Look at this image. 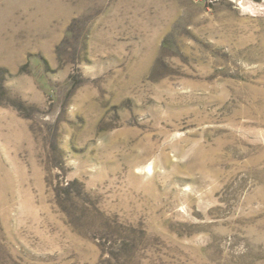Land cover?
I'll return each mask as SVG.
<instances>
[{
  "label": "rangeland",
  "instance_id": "1",
  "mask_svg": "<svg viewBox=\"0 0 264 264\" xmlns=\"http://www.w3.org/2000/svg\"><path fill=\"white\" fill-rule=\"evenodd\" d=\"M0 264H264V0H0Z\"/></svg>",
  "mask_w": 264,
  "mask_h": 264
},
{
  "label": "bare ground",
  "instance_id": "2",
  "mask_svg": "<svg viewBox=\"0 0 264 264\" xmlns=\"http://www.w3.org/2000/svg\"><path fill=\"white\" fill-rule=\"evenodd\" d=\"M151 169H152L151 167L148 168L149 171H150Z\"/></svg>",
  "mask_w": 264,
  "mask_h": 264
}]
</instances>
